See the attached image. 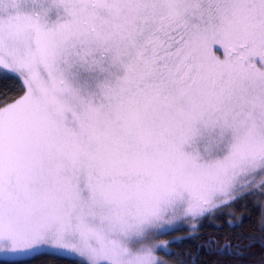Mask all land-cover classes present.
I'll return each instance as SVG.
<instances>
[{"label":"snow or ice","instance_id":"obj_1","mask_svg":"<svg viewBox=\"0 0 264 264\" xmlns=\"http://www.w3.org/2000/svg\"><path fill=\"white\" fill-rule=\"evenodd\" d=\"M253 199L264 0H0V264H167L206 220L207 255L264 264V214L220 235Z\"/></svg>","mask_w":264,"mask_h":264},{"label":"trees","instance_id":"obj_2","mask_svg":"<svg viewBox=\"0 0 264 264\" xmlns=\"http://www.w3.org/2000/svg\"><path fill=\"white\" fill-rule=\"evenodd\" d=\"M256 200L253 199L251 202H241L234 212V217L236 221H239L241 217L244 218L243 223L240 227L235 229L223 228L220 232L221 237L230 235L232 237L233 243L238 242L239 236H252L257 234V229L259 221L262 215V212L259 207H256ZM212 223L219 225L220 221H212ZM209 221H204V226L199 229L198 233H193L190 236L198 235V239L195 240H184L183 243H173L171 252L178 253L180 255H173L167 258L177 264L181 259H187L189 264L191 261L195 260L196 264H220L221 257L219 256H209L206 254L207 251V240L210 237H215L217 235L216 227H210ZM189 237V236H185ZM183 238V237H182ZM226 241L222 238L220 243L224 244ZM247 243V241H244ZM200 245L205 246V252H201L200 255H197L198 248ZM255 255L249 257L248 264H256V260L259 256V249L252 250ZM53 258H38L33 261V264H51ZM55 264H70L68 260H56Z\"/></svg>","mask_w":264,"mask_h":264},{"label":"rangeland","instance_id":"obj_3","mask_svg":"<svg viewBox=\"0 0 264 264\" xmlns=\"http://www.w3.org/2000/svg\"><path fill=\"white\" fill-rule=\"evenodd\" d=\"M260 210H261L262 214H264V208H260ZM229 211H232L234 213L235 208L230 209ZM191 234H193V233L190 230V226H186L185 224H180V225H178V230L171 232L169 235L159 236L156 238V240H157V243H163L165 241L179 240V238H182L185 236H190ZM172 246H173L172 244L169 246L170 250H171ZM159 255H160L161 259H164L167 261V264H177V263L169 260L167 258V256H164L163 253H160Z\"/></svg>","mask_w":264,"mask_h":264}]
</instances>
